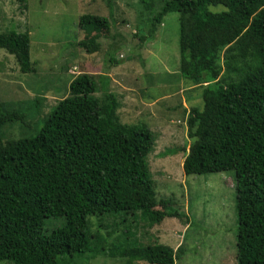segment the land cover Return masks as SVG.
Here are the masks:
<instances>
[{
	"label": "trees",
	"instance_id": "obj_1",
	"mask_svg": "<svg viewBox=\"0 0 264 264\" xmlns=\"http://www.w3.org/2000/svg\"><path fill=\"white\" fill-rule=\"evenodd\" d=\"M162 1L155 10V0H140L152 17L149 33L137 35V48L154 38L166 13L178 11L179 73L206 84L202 109L192 107L187 116L192 142L182 170L234 171L236 264H264V0ZM218 4L226 9L207 8ZM78 27L84 37L77 45L92 53L100 49L109 21L82 14ZM0 48L14 56L20 72H36L27 29L0 32ZM109 62L117 59L112 55ZM223 70L229 81L219 79ZM109 80L106 73L74 77L69 95L29 137L4 136L5 126L23 120L25 111L0 103V260L69 264L90 253L124 257V264H174L181 257V246L137 238L109 246L98 230L91 233L89 217L95 215L139 212L149 224L181 216L170 199H156L148 163L152 129L145 122L120 121ZM50 218L62 223L44 231Z\"/></svg>",
	"mask_w": 264,
	"mask_h": 264
},
{
	"label": "rangeland",
	"instance_id": "obj_2",
	"mask_svg": "<svg viewBox=\"0 0 264 264\" xmlns=\"http://www.w3.org/2000/svg\"><path fill=\"white\" fill-rule=\"evenodd\" d=\"M155 1V10H159L163 1ZM207 8L214 12L226 9L221 4ZM82 14L104 16L109 21L108 30L98 39V51L89 53L77 45L84 37L78 27ZM151 17L140 0H25V5L0 0V32L27 29L30 59L36 67L34 73L20 72L14 56L0 48V103L25 111L23 120L5 126L4 136L35 134L57 101L69 95L68 84L77 75L108 74L109 88L120 103V121L145 122L154 133L148 163L157 201L170 199L181 216H165L161 222L149 224L139 212L95 215L89 217L91 233L98 230L109 246L135 238L143 244L181 246L183 253L174 264H236L234 171L186 175L182 170L192 142L187 116L192 107L202 109L206 84L185 80L179 73L178 11L166 13L154 38L137 48V35L149 33ZM219 54L222 64L224 48ZM112 55L117 59L114 64L109 62ZM219 79L229 81L224 70ZM61 223V218L47 219L44 231ZM128 227L132 234L126 231ZM124 260L86 253L69 264H124ZM0 264L11 263L0 260Z\"/></svg>",
	"mask_w": 264,
	"mask_h": 264
},
{
	"label": "crops",
	"instance_id": "obj_3",
	"mask_svg": "<svg viewBox=\"0 0 264 264\" xmlns=\"http://www.w3.org/2000/svg\"><path fill=\"white\" fill-rule=\"evenodd\" d=\"M27 90H29V89H27Z\"/></svg>",
	"mask_w": 264,
	"mask_h": 264
},
{
	"label": "clouds",
	"instance_id": "obj_4",
	"mask_svg": "<svg viewBox=\"0 0 264 264\" xmlns=\"http://www.w3.org/2000/svg\"><path fill=\"white\" fill-rule=\"evenodd\" d=\"M69 85V84H68Z\"/></svg>",
	"mask_w": 264,
	"mask_h": 264
}]
</instances>
